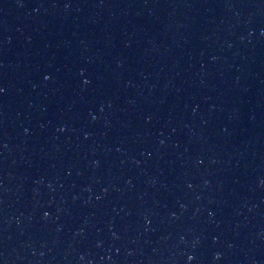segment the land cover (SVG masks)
I'll return each instance as SVG.
<instances>
[{
    "label": "water",
    "instance_id": "1",
    "mask_svg": "<svg viewBox=\"0 0 264 264\" xmlns=\"http://www.w3.org/2000/svg\"><path fill=\"white\" fill-rule=\"evenodd\" d=\"M0 89V264H264V0H0Z\"/></svg>",
    "mask_w": 264,
    "mask_h": 264
},
{
    "label": "snow or ice",
    "instance_id": "2",
    "mask_svg": "<svg viewBox=\"0 0 264 264\" xmlns=\"http://www.w3.org/2000/svg\"><path fill=\"white\" fill-rule=\"evenodd\" d=\"M45 79H48V77L47 76H45ZM0 91H2V89H0ZM191 259V258H190Z\"/></svg>",
    "mask_w": 264,
    "mask_h": 264
}]
</instances>
